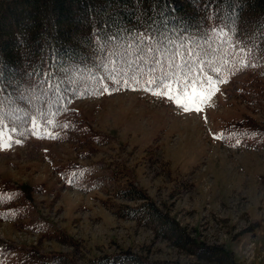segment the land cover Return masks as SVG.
I'll return each mask as SVG.
<instances>
[{
    "label": "trees",
    "instance_id": "trees-1",
    "mask_svg": "<svg viewBox=\"0 0 264 264\" xmlns=\"http://www.w3.org/2000/svg\"><path fill=\"white\" fill-rule=\"evenodd\" d=\"M206 78L213 90L234 78L237 97L254 98L258 103L252 112H264V0H0V141L5 134L24 137L39 124L83 149L84 138H95L69 106L73 97L135 85L167 87L172 95L191 99L192 85ZM262 123L248 114L234 126L245 128L244 135L254 142L258 129L264 131ZM92 147L86 143L78 154L87 158ZM97 163L68 162L61 176L97 186L120 173L105 177L99 166L93 167ZM10 186L0 180L2 205L14 202ZM114 192L140 199L136 204L111 202L116 214L150 225L198 257L235 264L232 253L191 237L132 181ZM6 214L0 209L1 218ZM51 227L46 235L67 238ZM0 264L182 263L150 259L130 248L79 263L61 251L39 252L14 242L0 244Z\"/></svg>",
    "mask_w": 264,
    "mask_h": 264
},
{
    "label": "rangeland",
    "instance_id": "rangeland-1",
    "mask_svg": "<svg viewBox=\"0 0 264 264\" xmlns=\"http://www.w3.org/2000/svg\"><path fill=\"white\" fill-rule=\"evenodd\" d=\"M159 10H165L164 6ZM126 87L71 102L91 130L89 137L96 138L83 137L93 146L87 158L78 154L82 145L77 148L59 140L51 130L44 137L30 132L13 142L4 135L0 180L18 187L42 184L43 190H16L14 202L0 203L12 216L10 220L0 217V244L15 242L39 252L63 251L79 263L126 248L150 259L217 263L178 247L148 224L116 214L111 202L140 201L115 196L116 187L132 181L197 241L224 247L235 264H264V145L237 149L223 146L218 137L221 124L249 110V100L230 104L223 85L198 105L200 112H185L173 101L151 94L167 90ZM261 116L256 115V120ZM69 160L87 164L100 160L93 167L99 166L105 177L108 172L120 173L109 181L103 179L97 187L84 180L70 186L56 173L57 166ZM51 226L63 230L67 238L59 241L46 235Z\"/></svg>",
    "mask_w": 264,
    "mask_h": 264
},
{
    "label": "snow or ice",
    "instance_id": "snow-or-ice-1",
    "mask_svg": "<svg viewBox=\"0 0 264 264\" xmlns=\"http://www.w3.org/2000/svg\"><path fill=\"white\" fill-rule=\"evenodd\" d=\"M152 84H157V81L153 80ZM185 88H187V85H185ZM192 88L193 92L191 93V104L182 102L181 99H178L177 96L172 95L169 91H153L151 94L156 96H163L173 101L178 107L182 108L185 112H200L201 108L198 105L203 104L206 100L211 98L214 86L212 85L211 80L206 78L203 82H198L192 85ZM196 89H200V91L197 92ZM133 90L140 89L134 88ZM0 146H2V142H0Z\"/></svg>",
    "mask_w": 264,
    "mask_h": 264
}]
</instances>
